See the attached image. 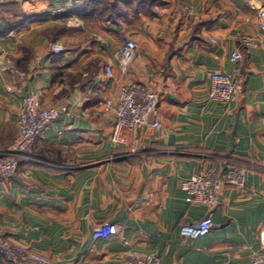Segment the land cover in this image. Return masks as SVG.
<instances>
[{"label":"crops","instance_id":"crops-1","mask_svg":"<svg viewBox=\"0 0 264 264\" xmlns=\"http://www.w3.org/2000/svg\"><path fill=\"white\" fill-rule=\"evenodd\" d=\"M83 1L14 0L23 14L13 21L21 25L0 35V155L16 136L27 94L40 92L43 107L70 108L31 146L17 174L0 182V237L51 264H121L132 254L158 257L159 264L264 259L263 5L166 0L154 17L113 24L81 19ZM174 2L190 10L189 21L171 17ZM242 37L259 39V47L239 48ZM125 40L137 52L123 74L112 54ZM237 49L239 64L230 61ZM236 71L242 75L236 101H208L209 75ZM129 84L157 93L160 129L123 131L125 145H117L114 120L100 103ZM232 166L245 169L244 188L223 186L212 230L182 237L181 226L207 214L186 203L182 182ZM104 222L117 226V235L92 242V230Z\"/></svg>","mask_w":264,"mask_h":264},{"label":"built area","instance_id":"built-area-1","mask_svg":"<svg viewBox=\"0 0 264 264\" xmlns=\"http://www.w3.org/2000/svg\"><path fill=\"white\" fill-rule=\"evenodd\" d=\"M14 0H0V4L11 3ZM263 5L258 17L261 21L260 28L264 30V0H257ZM248 3V1L246 2ZM171 17H180L184 21L191 19L190 10L175 2ZM260 41L253 37H242L239 40V48L255 49ZM51 51L61 53L62 49L56 46ZM137 52V44L131 40H125L122 45L113 52L112 57L117 61L121 72L126 73L133 62ZM232 63L239 64L242 61L240 51L237 49L230 55ZM105 75L113 78V70L106 66ZM242 75L240 71L232 75L212 73L209 75V89L207 100L231 104L239 96ZM40 92L27 94L18 110L16 118V136L6 151L0 156V182L9 180L15 176L19 164L26 159L28 150L41 137L44 130L52 123L70 114V108L66 105L42 107ZM101 111L114 120L111 140L114 144L125 145L122 138L123 131L135 134L145 126H150L158 132L160 125L156 120L158 95L149 87L141 84H129L122 86L114 96H106L100 103ZM152 120V121H151ZM136 147L131 146L130 153H135ZM245 169L242 166H232L224 170L220 176L214 171L198 173L181 184L182 191L186 194V203L189 205L204 206L207 214L198 222H192L181 226L180 234L184 238L197 239L206 236L213 228L212 211L217 206V196L223 186L242 190L245 185ZM117 226L104 222L94 228L91 233L92 242L105 241L117 235ZM0 257L5 264H51L48 256L34 251L31 248L19 244H13L5 237H0ZM159 258L152 255H128L121 264H159ZM92 264H102L93 262ZM249 264H264L261 257H253Z\"/></svg>","mask_w":264,"mask_h":264},{"label":"trees","instance_id":"trees-1","mask_svg":"<svg viewBox=\"0 0 264 264\" xmlns=\"http://www.w3.org/2000/svg\"><path fill=\"white\" fill-rule=\"evenodd\" d=\"M138 4L141 6L149 5V3L139 1ZM130 0H115L114 2L110 3L106 0H84L80 6V13L81 19L82 17L85 18H95L101 21H107L113 24L122 22L128 18L129 12H124V10L130 11ZM146 9V8H143ZM139 11V10H138ZM153 11V12H152ZM151 12L154 13L153 16H156L157 11L152 10ZM137 12V11H136ZM135 15H140L139 12ZM14 24V25H13ZM21 25L20 21H13V22H4L0 23V35L3 36L8 35L11 31L17 29L18 26ZM2 31V32H1Z\"/></svg>","mask_w":264,"mask_h":264},{"label":"rangeland","instance_id":"rangeland-1","mask_svg":"<svg viewBox=\"0 0 264 264\" xmlns=\"http://www.w3.org/2000/svg\"><path fill=\"white\" fill-rule=\"evenodd\" d=\"M106 1L112 3L115 0H106ZM139 1L149 3V5L148 4L147 5L142 4L140 6L138 4ZM130 2H131L130 11H128V9L124 10V12H129L128 18L124 21H128L129 18L137 16V15H135L136 11L139 12L141 16L151 18V16H153L155 13V12L152 13L153 12L152 10L157 11L158 9H160L161 7H163L166 4V0H130ZM174 4H175V2L172 5H174ZM143 8H146V9H143ZM22 14H23V10H22L21 6L16 2L0 4V23H4L6 21L12 22L13 20H15L14 16L20 17ZM45 108H47V107H45ZM16 118H17V115H16Z\"/></svg>","mask_w":264,"mask_h":264}]
</instances>
